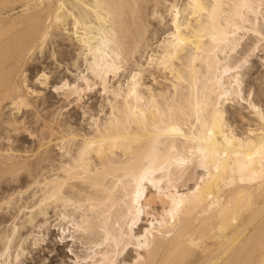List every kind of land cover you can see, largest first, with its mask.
Returning <instances> with one entry per match:
<instances>
[{"label": "bare ground", "instance_id": "1", "mask_svg": "<svg viewBox=\"0 0 264 264\" xmlns=\"http://www.w3.org/2000/svg\"><path fill=\"white\" fill-rule=\"evenodd\" d=\"M133 1L134 5L138 2L135 6L138 7V13L149 9L146 4L151 0ZM201 2L209 5L212 3L236 5L241 2L254 5L256 15L245 11L247 23L241 22L235 15L221 16V21L234 20L241 28L249 29L238 32V36L246 38L248 33L259 31L263 26L259 22V17L263 20L260 16L261 11H264L261 8L262 0H201ZM189 3L191 0H184L179 10L181 20L179 19L177 23L181 27V34L186 33L189 36L192 35L193 28L201 29L202 25H206L202 28L203 39L194 41L201 51L198 52L191 45L185 44L184 50L174 58L167 57L166 53L172 51L169 47L171 33L175 31L172 23L170 30L156 45L157 50L154 49L156 51L146 56L145 67L136 63L137 69L134 71L139 73L137 95L128 97L125 102L123 97L127 96L133 71L131 70L123 83L122 80L121 82L118 80L121 71L115 76L109 75L108 91H105L101 82L86 69L84 61L88 49L78 37H83L96 46L103 30V34L111 41L107 48L109 55L112 56L109 62L115 61L122 67V62L138 51L146 30L143 26L145 23L140 22V26L133 30L131 37H128L131 39L130 45H126L124 33L128 31L125 22L127 0H0V16L19 8V14L14 17L6 16L5 19L0 17V190L7 193L6 196L0 197V211L12 204L15 206L16 201L21 200L28 189L36 188V191H31L28 196L34 199L33 204L29 207L25 204L17 207L16 213L22 212L23 219H20L22 221L14 222L16 214L7 230L0 232V264L9 263V251L14 239L18 238L16 245L21 250V244L29 237L26 235L21 238L18 235L20 229L26 225L40 230L44 228L49 208L53 209V212L60 208L58 214L56 212L58 220L61 215L70 218L67 222L60 220L65 222V225L75 221L84 229L75 232L78 239L74 247L81 252H73L72 255L73 260L80 259L82 262L86 261V264L101 262L108 264L113 258L118 259L120 264H132L134 260L136 264H264V152L261 151L264 121L260 119L264 110L247 99L250 97L249 92L243 87L239 90L240 95H231L229 101L238 98L245 101L248 106L250 102L259 110L254 111L249 107L255 117L254 124L251 125L253 127L248 129V134L244 136L234 132L232 125L224 117L225 103L221 102L219 111L222 114L223 127L214 129V135L223 133L219 137L221 141L226 135L232 143L219 147L218 157H210V160L220 162V170L218 172L213 170L212 178L208 179L206 176L202 182L198 175L201 169L191 170L181 191L184 188L190 191L195 187L193 179L200 184L199 190L188 197L174 220L169 219L164 226H158L157 233L148 237L150 246L148 249L139 250L141 259L137 260V250L134 248H131L134 255L129 258L126 256L128 249L121 256L115 257L117 249L111 243V238L109 243H103L105 231L111 235H119L120 230L115 225L117 221L122 223L121 218L127 211L125 204L130 205V199L121 203L125 195L123 186L129 183L121 177L139 168L144 155L155 146L158 136L161 141L160 151L167 152L168 149L176 147L177 152L169 153L170 155L178 154L182 150L186 154L187 149L197 146L205 147L206 145L200 144L199 141L194 144L192 138L203 135L204 123L211 126L215 101L219 98L216 77L221 76L223 83L229 85L230 78H234L236 73L229 71L225 74V66L231 69L239 64L238 74L242 84L244 73H241V69L245 67V63L240 62L253 47L258 48V36L251 37V43L238 58L231 56L234 52L231 43L213 45L210 39L213 34L212 22L205 19L198 23L197 17L189 20L185 15L186 11L191 13L187 7ZM165 4L166 0H153L147 15L161 23L165 17L163 15L172 12L174 0L167 6ZM159 6L164 9L163 13L160 12ZM222 11L235 13L236 9L228 7ZM139 14L138 18L142 19V15ZM77 21L79 23L74 28L73 24ZM84 25L91 27L85 28ZM61 35H66L77 44V52L74 55L76 59L72 60L71 64L77 70L76 60L80 58L84 65V70L77 72V78L79 79L81 72H85L86 78L90 82L98 81L101 93L107 95L106 102L109 107V113L105 114L107 117L105 116L101 123L92 120L93 128L84 134H75L66 121L62 120L53 125L48 117L40 118L38 110L27 109V105L34 107L35 95H27L30 91L26 89L31 87L27 82V71L21 75L22 68L30 56L41 55L44 45ZM209 52L211 55H208ZM117 55L120 57L119 60H115ZM192 56L197 57L195 63ZM87 58L91 62V55ZM202 60L207 63H202ZM164 64H167V69ZM152 69L164 74L166 87L156 89L142 81V73L150 74ZM112 81L115 82L114 86L109 85ZM76 87L81 89L80 86ZM114 91L122 95H113ZM63 95L66 101H69L76 94L68 88ZM205 97L209 99V104L201 115V123L196 124L197 105L203 103ZM21 100L28 103L22 106V109L18 104ZM45 102L47 103L46 100ZM157 108L159 112L156 111ZM5 109L8 113L6 117L3 116ZM80 110L81 115H85V110L81 107ZM28 112L33 117L34 127L25 122L24 114ZM56 114L59 116V113ZM38 119L41 121L37 122ZM27 125L30 129L36 130L32 141L34 153L23 156L30 158L37 154L35 163L16 160V157L22 154H17V146L15 148L11 146L15 138L10 134H23L16 140L29 141V137L24 134L28 129ZM173 125L179 127L189 139L176 137L173 144L171 137L160 135V130ZM101 141H104L103 150L97 155L96 149L100 148ZM87 144H95L96 149H89L82 163L81 150ZM53 150L59 153L56 164L49 156ZM225 150L228 153L226 156L223 154ZM27 152L23 150V153ZM6 180L9 182L5 185ZM117 180H120L119 185ZM11 182L19 184L10 185ZM2 206L4 208H1ZM162 211L163 207L159 204H154L151 209V213H154L157 219L160 218ZM145 217L150 219V216ZM38 218L40 221H36ZM3 219L5 217L0 214V223ZM142 222L143 225H138V235L142 234L147 220L143 217ZM18 241L21 242L20 245ZM97 244L100 246L96 247ZM89 249H93V252ZM19 253L16 251L14 259L19 257Z\"/></svg>", "mask_w": 264, "mask_h": 264}, {"label": "snow or ice", "instance_id": "2", "mask_svg": "<svg viewBox=\"0 0 264 264\" xmlns=\"http://www.w3.org/2000/svg\"><path fill=\"white\" fill-rule=\"evenodd\" d=\"M187 7L191 10L190 14L187 11L185 13L189 20L193 17H197L198 23L204 21L205 19L212 22L213 34L210 39L213 45H228L231 43L233 51H235L236 46L243 39V37L238 36L237 33L240 31H249V29L241 28L234 20L224 19L221 21V16L235 15L241 22L247 23L248 20L245 17V11L251 15L257 14L255 6L246 2H241L236 5H218L216 3L209 5L201 2V0H191V3H189ZM228 7L236 9L235 13H225L222 11L224 8ZM261 8L264 9V0L261 2ZM179 16V9H176V19L172 22L175 31L171 33V41L169 42V47L172 51L166 53V56L169 58H174L182 50H184L183 46L185 44L191 45V47L195 48L198 52L201 51V48L196 47L194 41L197 39H203L201 34L202 28L206 27V25H202L201 29L193 28L191 36L186 33L181 34V27L177 23ZM260 16L264 17V11L260 13ZM98 19L100 18L98 17ZM59 22L60 20L58 18L57 23ZM78 23V21L74 23L73 27H77ZM84 27H91V25H84ZM252 34L259 37L257 46L264 45V26H262L259 31H253ZM229 37H232L233 39L230 40ZM78 38L88 49L87 53H85L84 61L86 69L91 72L92 76L95 77L96 80L101 82V86L104 87L105 91H108L107 78L109 75L115 76L122 70L121 66L115 61L111 63L109 62L112 60V56L109 55L107 48L111 41L103 34V30H101V36L99 37V44L96 46H93L90 41L83 37ZM255 51L256 47H253L251 51L244 56L240 63H246L248 56ZM89 55L92 57L91 62H89L87 58ZM208 55H211V52H209ZM119 59L120 57L118 55L115 56V60ZM196 59V56H192L193 63H195ZM202 63H207V61L202 60ZM163 66L165 69L168 67L167 64H164ZM239 68V64L236 68L231 69L225 66V74L229 71L236 73L234 78H230L229 85H225L223 83L221 76L218 75L216 77V83L219 85V98L215 101V110L211 126L204 123L203 135L201 137L192 138L194 144L199 141L200 144L206 145L205 147L197 146L187 149L186 154L185 151L182 150L178 154L170 155L169 153L177 152L176 147L168 149L167 152L160 151L159 145L161 141L160 136H158L155 146L144 155L139 168L135 172L130 174L125 173V175L121 177V179L129 181L128 184L123 186L125 189V195L121 203L130 199V205L125 204L127 211L121 218L122 223L121 221H117L115 225V227L120 230L119 235H111L105 231L103 238V243L105 244L109 243V238H111V243L114 244L117 249L115 257L121 256L128 248H134L137 250V260L141 259L139 250L149 248L150 245L148 237L157 233L158 226H164L169 219L174 220L187 202L188 197L194 195L199 190L200 184L196 183L193 179L192 182L195 184V187L191 188L190 191L188 188H184V190L181 191V188L186 184L189 174L193 168L201 169V172L198 173L199 180L201 182L204 181L206 176L208 179H211L213 170L217 172L220 170V162L218 160H210V157H218L220 152L217 151V149L219 147L231 145L232 141L226 135H224L223 141H221L219 137L220 135H223V133H217L214 135V129L223 127L222 114L219 111L221 102L226 104L229 102V97L231 95H240L239 90L241 88V84L240 76L238 74ZM209 71H211V68H209ZM138 76L139 73L135 71L132 72L131 85L127 96L123 97L125 102H127L128 97H134L137 95L136 88L139 86L137 83ZM48 79V74L40 72L36 77L35 82L43 88L48 86ZM79 79L83 80L85 85H89V90H91L93 84L86 78V74L84 72L79 74ZM61 88H70L74 94H78L84 90L83 88L77 89L76 84L69 85L68 81H63L61 84L53 87L52 90L59 91ZM29 91L31 92L32 90L29 89ZM32 94L35 95L36 93L33 92ZM113 95H122V93L114 91ZM208 104L209 99L205 97L204 102L197 105L198 111L196 113V124L201 123V115L203 114L204 109L208 107ZM21 106H24L22 101ZM249 107L253 108L254 111H259L258 109H255V106L250 102ZM133 111H135V109H133ZM156 111L159 112V108H157ZM169 111H171V109H169ZM260 119L264 121V113H261ZM160 135L171 137L173 144H175L176 137H180L184 140L189 139V137L175 125L160 130ZM103 143L104 141L100 142L99 149H96L95 144L85 145V147L81 150V162H84L85 155L88 153L89 149H96V154L100 155L103 150ZM261 151L264 152V129H262ZM223 154L226 156L228 153L225 150ZM241 183H243V177H241ZM117 184H120V180H117ZM129 189H131L130 192ZM53 199H55V196H53ZM66 203L70 204L72 202L66 201ZM154 204H159L163 207V211L159 219H157L154 213H151V209ZM73 206L75 207V205ZM145 216H150V219L146 222V226L143 227L142 234L138 235V225L141 224L142 218ZM59 219L67 222L70 218L65 215H61ZM53 227H58L60 233L58 240L60 243H65V241L68 242L66 244V251L71 255L74 252L73 245L78 239L75 232H79L84 229H82L81 225L76 224L75 221L68 223L67 227H65V225L60 224L58 220ZM99 246V244L96 245V247ZM89 251L93 252V249H89ZM72 264H86V261L82 262L80 259H75L72 261ZM101 264H103V262H101ZM108 264H120V261L113 258L108 262ZM132 264H136V260L132 261Z\"/></svg>", "mask_w": 264, "mask_h": 264}, {"label": "rangeland", "instance_id": "3", "mask_svg": "<svg viewBox=\"0 0 264 264\" xmlns=\"http://www.w3.org/2000/svg\"><path fill=\"white\" fill-rule=\"evenodd\" d=\"M166 1H167V4H165V6H167L169 4V2H171L172 0H166ZM183 2H184V0H174V8H173V10H171L172 12L169 13L170 15L164 14L163 16H165V17L163 18V21L161 23H158L156 18L152 19L147 15L149 10H151V5L153 4V0L149 1V3L146 4V7L149 9L142 10V12L140 11L138 13H137L138 7L137 8L135 7L138 2H136L134 5L133 0H127L128 6L126 8V15H125L126 20H125V22L127 24L128 31L126 33H124L126 45H130L131 39L128 37H131V34H133V32H134L133 30L138 28V26H140L139 25L140 22L145 23V25L143 24V26H144V30L145 29L146 30L144 33V40H143V42L140 43L138 51L136 53L132 54L131 55L132 57L130 56L125 61H123L124 63L122 62L123 66L121 67L122 70H121L119 78H118V80L120 82L122 80L121 83H123L124 80L126 81V78H127L128 74L131 72V70L134 71L137 69L138 64L139 65L142 64L141 66L145 67L146 56L149 55L150 52L157 50L156 45L159 43L160 39H162L165 36V34L170 30L173 20L176 19L175 10L177 8L180 10ZM162 4L164 5V3H162ZM158 8L160 9V12L163 13L164 9L162 8V6H159ZM139 13L142 15V19H140L141 17L138 18ZM142 13H144V14H142ZM17 14H19V8H15L13 11H8L6 14H4L0 17H1V19H5L6 16L14 17ZM180 16H179L178 20L179 19L181 20ZM259 19H260L259 22L262 23V25L264 26V23H263L264 17H262L263 20H261L260 17H259ZM133 24H134V26H133ZM155 25H156V27H155ZM158 33H159V35H158ZM250 34L251 33L247 34V36L249 38H247V36L245 38V36H244L242 41L239 42V45L237 46L235 51L233 53H231V56L233 58H238L240 56L241 52H243L248 47V45L251 43V40H252V38L255 37V35L251 34V36H250ZM69 39L70 38H67L66 35H61V36H56L54 38V40L52 39L51 42L49 40V42L44 45V48L42 49L41 55L33 54L34 56L33 55L30 56L27 64L22 68V71H21L22 74L21 75H23L24 72L27 71L26 72V74L28 76L27 82H28V84L32 90L31 92L27 93V95L32 96L33 92L36 93L35 98H34V102H33L34 107L27 105L28 110H33V109L38 110L40 118H42L43 116L48 117V119L51 120L50 121L51 124H53V125L58 123L59 121H62V120L66 121L69 124V127H71V130H73L75 134H84V133L90 132L91 131L90 129L93 128L92 123H91L92 120H95L96 123H101V121L102 122L104 121V119L107 117V115H105V114L109 113V111H108L109 107H108V104L106 102L107 95L103 94V92L101 93V87H100L98 81L97 82L95 81V83H94L93 82L94 80H93L92 81L93 86L91 87V90H89V85H85L83 83V80H79L77 78V76H76L77 72L83 71L84 65H83L82 59L77 58V60H76L77 70L75 69V67L72 66V64H71L72 60L76 59V57H74V55L77 52V50H76L77 44L74 43L73 41L69 40ZM241 47H243V48H241ZM154 49H156V50H154ZM263 50H264V45L258 46L256 51L251 56H249L250 58L248 57L247 62L244 65L245 67H243L241 69V73H244V75L242 77V84H241L242 86L241 87L245 88V90L248 91L250 94V95L248 94L250 97L248 96L249 98H247V99H249L250 101H253L262 110H264V51ZM51 54H53L52 57L50 56ZM136 63H137V65H136ZM247 64H248V66H247ZM246 67H247V69H246ZM150 71H151L150 74H148L146 72L142 73V77H143L142 81H144V83L146 85H150L152 88L159 89L162 87H166L167 82L164 80V74L160 73L156 69H152ZM40 72H45L46 74L49 75V79L47 82L48 86H45L43 88H41L35 82L36 77L38 76V74ZM151 73H153V74H151ZM149 75H151L152 78ZM88 76H89V79H91L89 74H88ZM156 80H158V81H156ZM63 81H68L69 85L76 84V86H80L84 90L82 92H79L76 95H73L69 101H66V99L63 97L64 96L63 94L65 93V90L68 88H61L59 91H53L52 90L53 87H56L58 84H61ZM153 82H154V84H153ZM50 84L52 85V87ZM152 84L154 87L152 86ZM109 85L114 86L115 82L112 81ZM26 90H29V88H27ZM45 100L47 101V103L46 102L44 103ZM21 101L23 102V105L28 104L26 102V100H24V101L21 100ZM21 101L18 104H20L19 107H21V109H22ZM258 102H259V104H258ZM80 107L85 110V112H86L85 115H81ZM106 107H108V108H106ZM224 107H225L224 117L226 118L227 121L230 122V124L232 125V127L234 129V132H236L237 134H243V136L245 134H248L247 131H248V129L253 127L251 125L254 124L253 120L255 119V117L252 113V110H251V108H249L248 104L245 101L237 98V99H233V101L231 100L228 103H226ZM99 108H100V110H99ZM3 112H4L3 116L6 117L8 114L7 109L3 110ZM29 113L30 112L24 114L25 122L28 123V125L33 123V117L31 115H29ZM56 113H59V116H57ZM90 117H92V118L89 121L88 119H90ZM40 121H41V119H38L37 122H40ZM88 124H89V126H88ZM28 125H27V127H28ZM90 125H91V127H90ZM32 126L34 127L33 124H32ZM35 131L36 130L30 129L29 127L25 131L24 134H26V136L29 137V141H26V140L21 141L20 139H19V141L16 140V139L20 138L21 136H23V134H17V135L10 134V136H13L15 138V140L12 141L11 146L14 148L17 146V154L18 155L22 154V156L16 157V160H25V163H35L37 161L35 159V158H37V154L34 156H31L30 158L24 157L25 155L30 156L29 154L34 153V152H32V150L34 149L33 148L34 144L32 141L34 139ZM9 145H10V143H9ZM23 150L28 151V152L25 154V153H23ZM17 154H15V155H17ZM23 154H24V156H23ZM58 154L59 153H57V150H53L49 153V156H51V158L54 160V164H56L58 162ZM8 182L9 181L6 180L5 185ZM9 184L10 185L13 184L15 186V185H18L19 183L18 182H11ZM24 184H26V182ZM31 191H36V188L31 187L30 189H28L27 193H25L23 195L22 199L16 201L15 206H13V204H12L9 208H6V209H3L2 211H0V214L5 217V219H3V222L0 223V232L7 230V228H8L7 226H9V224L12 222L13 216H15L17 214L16 210H17L18 206L25 204L27 207H29L31 204H33L34 199L32 200L31 198H28L29 193ZM4 193L5 192L0 190V197L6 196L7 193H5V194ZM1 208H4V207L2 206ZM49 209H48V213L46 216L47 223L44 226V228H41V230H40V229L31 228L29 225H26V227H24L18 231V235L21 238L22 237L24 238L26 235L29 237H27V239L22 244L20 241H18L19 245L21 244L22 253H21V250L18 249V247L16 245L18 238L14 239V243L11 245V248L9 251V263L8 264H72L73 255L72 254L70 255L66 251V244L68 242L65 241V243H60V241L58 240V236L60 235L59 230L57 229L58 227H53V225L56 224L58 221L57 214H58V211L60 208L56 209L55 212H53L54 211L53 209H51V208H49ZM24 212H27V210H24ZM56 212H57V214H56ZM21 214H22V212H19V214H17V218L15 219L14 222L18 223L19 221H22V220H20V219H23ZM55 214H56V216H55ZM144 218L147 221L149 220L148 217H144ZM36 221H40V218H38ZM61 222H63V221H60V219H59V223L65 225V222H63V223H61ZM143 224H144V222L141 223V225H143ZM66 225H67V223H66ZM66 225H65V227H67ZM39 230H40V232H39ZM32 242L33 243L35 242V244H33ZM74 245H77V243H75ZM74 245H73V248L75 250L74 252L77 253V251H78V253H80L81 250L80 249L78 250L77 248H75ZM130 250H131V248H128V252L126 255L128 258L134 255V250L133 249H132L133 251L132 250L130 251ZM16 251L18 253L20 252L19 253L20 255L17 259H14V254L16 253ZM0 253H1V247H0Z\"/></svg>", "mask_w": 264, "mask_h": 264}]
</instances>
